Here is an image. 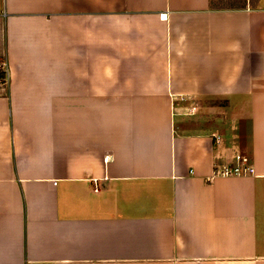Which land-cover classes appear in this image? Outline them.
Returning a JSON list of instances; mask_svg holds the SVG:
<instances>
[{
	"label": "crops",
	"instance_id": "crops-1",
	"mask_svg": "<svg viewBox=\"0 0 264 264\" xmlns=\"http://www.w3.org/2000/svg\"><path fill=\"white\" fill-rule=\"evenodd\" d=\"M0 39V264H264V0H0Z\"/></svg>",
	"mask_w": 264,
	"mask_h": 264
},
{
	"label": "rangeland",
	"instance_id": "rangeland-1",
	"mask_svg": "<svg viewBox=\"0 0 264 264\" xmlns=\"http://www.w3.org/2000/svg\"><path fill=\"white\" fill-rule=\"evenodd\" d=\"M242 0H215L216 3L220 4H229L232 5V3L239 4ZM2 44V40L0 39V47ZM3 77V78H1ZM8 78V69L5 63V60H2L0 55V81L6 82ZM242 138L244 139V135H242Z\"/></svg>",
	"mask_w": 264,
	"mask_h": 264
},
{
	"label": "built area",
	"instance_id": "built-area-1",
	"mask_svg": "<svg viewBox=\"0 0 264 264\" xmlns=\"http://www.w3.org/2000/svg\"><path fill=\"white\" fill-rule=\"evenodd\" d=\"M196 108V107H194ZM234 156L240 160L242 158V153L238 150V149H235L234 150ZM235 170V171H234ZM251 171L253 172L254 169L252 167H246V166H243V165H239L237 166L235 169H230L229 167H225L224 170L222 171L223 174H227V175H230L231 173L233 172H236V173H241V171L243 172H246V171Z\"/></svg>",
	"mask_w": 264,
	"mask_h": 264
}]
</instances>
